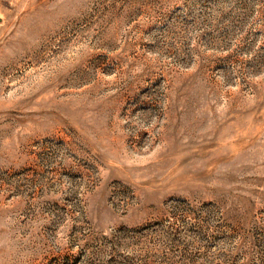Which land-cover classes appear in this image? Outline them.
<instances>
[{
	"label": "rangeland",
	"instance_id": "374dc122",
	"mask_svg": "<svg viewBox=\"0 0 264 264\" xmlns=\"http://www.w3.org/2000/svg\"><path fill=\"white\" fill-rule=\"evenodd\" d=\"M0 264H264V0H0Z\"/></svg>",
	"mask_w": 264,
	"mask_h": 264
}]
</instances>
